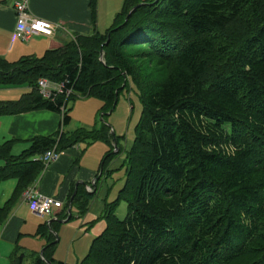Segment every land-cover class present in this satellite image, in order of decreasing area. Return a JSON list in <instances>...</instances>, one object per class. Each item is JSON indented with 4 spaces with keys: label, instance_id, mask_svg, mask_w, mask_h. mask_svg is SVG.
Wrapping results in <instances>:
<instances>
[{
    "label": "trees",
    "instance_id": "16d2710c",
    "mask_svg": "<svg viewBox=\"0 0 264 264\" xmlns=\"http://www.w3.org/2000/svg\"><path fill=\"white\" fill-rule=\"evenodd\" d=\"M90 7L95 21L97 0ZM75 38L41 57H0V86L30 88L0 101V117L65 108L60 131L22 154H13L15 140L0 145V185L17 181L0 206V229L47 169L35 158L56 145L62 153L106 143L94 188L113 176L119 138L105 124L66 130L70 103L102 101L104 122L133 84L143 112L125 151L126 181L105 202L107 226L81 264H264V0H124L104 33ZM40 79L66 82L74 95L45 99ZM95 195L79 188L68 205L83 214ZM122 201L124 219L116 215ZM58 225L40 226L37 236L49 242L42 255L19 246L10 264H69L54 258Z\"/></svg>",
    "mask_w": 264,
    "mask_h": 264
},
{
    "label": "crops",
    "instance_id": "0c3cea01",
    "mask_svg": "<svg viewBox=\"0 0 264 264\" xmlns=\"http://www.w3.org/2000/svg\"><path fill=\"white\" fill-rule=\"evenodd\" d=\"M14 1L0 0V57L10 62L18 61L26 56L41 57L47 50L60 48L65 43L70 42L72 40L71 36H90L96 32L104 33L102 31V23L99 20L98 0L95 21L90 7L91 0H30V9L34 15L54 23L63 24L68 33L57 32L51 38L35 36L25 42L16 37L14 33L16 26V14L13 8ZM119 11L116 8L110 13V16H108L111 19L110 21L114 19ZM17 88H0V101L18 99V96L2 95L3 90H14ZM16 92H18L16 93L17 95H21L19 91ZM28 92H30V89L26 93ZM73 122L72 117V122L66 130L74 131L78 129ZM61 124L62 115L49 110L31 111L14 116H1L0 145L6 141L15 140L12 151L14 155H20L30 148L31 141L34 138L52 136L58 133ZM83 145H87V147L84 148ZM108 147L102 141L89 145H77L62 152L60 157L41 174L36 182L38 193L64 202V208L60 210L57 217L49 218L36 215L24 200L23 195L19 198L7 223L0 229V260L4 264L8 263H6V260H10V256L16 247L20 246L26 252V246L28 247L32 240L37 241L44 238L43 236H37L42 224H48L52 219H55V222H58V220L64 221L67 214L73 216V208L76 205H68V203L72 193H76L77 189L84 188L89 193H96L95 197L103 196L105 192L103 185L107 180L103 179L98 182L97 188H94V186L102 174V161L109 151ZM4 164V161L0 160V166ZM16 184V180H9L0 185V206H3L11 198ZM70 207L71 213H69ZM72 219L66 223L71 222ZM33 253L37 252H32L31 254ZM28 263L30 264V261Z\"/></svg>",
    "mask_w": 264,
    "mask_h": 264
},
{
    "label": "rangeland",
    "instance_id": "374dc122",
    "mask_svg": "<svg viewBox=\"0 0 264 264\" xmlns=\"http://www.w3.org/2000/svg\"><path fill=\"white\" fill-rule=\"evenodd\" d=\"M123 1L98 0L100 11L99 20L102 23L103 32L107 30V27L110 28L114 21V19L110 21L111 19L108 16L116 8L121 10ZM0 88L4 87L0 86ZM29 89L27 86H22L14 90H3L2 95L18 96L17 98L19 99ZM16 91H19L21 95H17L16 93L18 92ZM9 100L12 101L14 99ZM102 107V101L96 98L81 97L70 103L69 113L72 115L73 123H75L77 128L88 126L90 128L95 127L101 129L104 124L107 125L111 129V133H114L119 138V147L123 152L110 164L109 168L116 171L103 185L105 190L103 196H96L90 202L88 210L83 214H81L79 207L74 206L72 221L69 223H60L57 228V230L59 229L58 233L57 231L52 232L58 237L54 258L58 261L68 262L69 264H81L88 256L94 239L107 226L106 220L102 217L105 208L104 203L114 202L125 184L126 167L122 166L125 160V151L134 143L136 128L143 112L140 92L133 84L120 94L115 110L111 114H107L104 122L102 121V112L100 111ZM83 147L85 148L87 145H83ZM127 210V203L122 201L117 207L116 215L120 219H124L127 215ZM47 240L46 237L37 241L32 240L31 244L29 243L28 247L26 246V252H37L41 254L49 244ZM6 263L10 264V260H6ZM0 264H4V262L0 260Z\"/></svg>",
    "mask_w": 264,
    "mask_h": 264
},
{
    "label": "built area",
    "instance_id": "2783aa9c",
    "mask_svg": "<svg viewBox=\"0 0 264 264\" xmlns=\"http://www.w3.org/2000/svg\"><path fill=\"white\" fill-rule=\"evenodd\" d=\"M13 8L16 14L15 36L25 42L35 36L51 38L57 32L68 33L63 24L54 23L34 15L30 9V0H15ZM71 39L75 40L76 38L71 36ZM38 86L40 94L45 99L55 100L58 96H63L68 100L74 95V90L67 88L66 82L55 83L47 79H40ZM64 112L65 108H63L62 116H64ZM60 155L56 145L41 157L35 158V161H41L48 168ZM23 198L29 204L32 212L42 217L55 218L64 208V202L40 195L36 190V183L25 190Z\"/></svg>",
    "mask_w": 264,
    "mask_h": 264
},
{
    "label": "water",
    "instance_id": "95a60500",
    "mask_svg": "<svg viewBox=\"0 0 264 264\" xmlns=\"http://www.w3.org/2000/svg\"><path fill=\"white\" fill-rule=\"evenodd\" d=\"M139 6H137V7H134L131 11H130V13H129V15H128V17L126 18V21L129 19V17L132 15V13L138 8ZM113 111H111V112H109V114H111ZM114 134V133H113ZM115 151H117V149L115 150ZM69 213H71V207H70V209H69ZM56 220L55 219H52V220H50L49 222H48V225H51L53 222H55ZM59 222H62V223H66V222H68L69 221V219H67V220H65V221H61V220H58ZM43 254V252L41 253V255Z\"/></svg>",
    "mask_w": 264,
    "mask_h": 264
},
{
    "label": "clouds",
    "instance_id": "9594fccd",
    "mask_svg": "<svg viewBox=\"0 0 264 264\" xmlns=\"http://www.w3.org/2000/svg\"><path fill=\"white\" fill-rule=\"evenodd\" d=\"M66 220V219H65Z\"/></svg>",
    "mask_w": 264,
    "mask_h": 264
}]
</instances>
